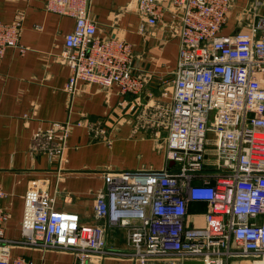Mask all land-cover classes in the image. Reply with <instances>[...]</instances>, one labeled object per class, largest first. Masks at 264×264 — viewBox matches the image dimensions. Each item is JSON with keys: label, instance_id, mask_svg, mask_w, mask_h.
I'll list each match as a JSON object with an SVG mask.
<instances>
[{"label": "built area", "instance_id": "2783aa9c", "mask_svg": "<svg viewBox=\"0 0 264 264\" xmlns=\"http://www.w3.org/2000/svg\"><path fill=\"white\" fill-rule=\"evenodd\" d=\"M231 6L232 0H171L168 6L136 0L150 24L171 11L180 50L175 70L161 79L172 86L164 138L168 164L107 170L97 195L96 217L130 228V249L123 254L134 264H264V15L249 30L226 35L222 29ZM48 7L76 19L61 55L70 67L71 96L81 81L116 86L123 95L144 92L148 81L137 73L133 44L99 34L89 0H48ZM21 28L20 19L0 20V57L9 47L25 50ZM128 104L136 107L120 101L122 107ZM53 126L58 134L52 128L42 135L58 139L54 157L60 162L70 126ZM5 194L0 184V198ZM191 202L207 205L202 225L187 222ZM3 218L0 209V222ZM21 231L20 242L70 250L82 263L114 253L106 247L103 225L57 209L54 197L39 186L25 194ZM10 244L0 228V264H37L13 257Z\"/></svg>", "mask_w": 264, "mask_h": 264}, {"label": "crops", "instance_id": "0c3cea01", "mask_svg": "<svg viewBox=\"0 0 264 264\" xmlns=\"http://www.w3.org/2000/svg\"><path fill=\"white\" fill-rule=\"evenodd\" d=\"M159 1L168 6L171 0ZM263 15L264 0H232L222 33L247 31ZM89 17L99 34L133 44L137 73L148 81L138 97L85 81L71 96L66 90L70 67L61 55L75 17L50 9L48 0H0V20H21L25 47H9L0 57V184L6 193L0 198V228L13 257L23 255L37 264H134L123 254L130 249V228L111 224L108 216L96 217L98 192L105 188L107 170H153L168 164L164 138L172 86L161 79L177 65V20L168 9L161 21L150 24L136 0H89ZM124 99L136 107L120 106ZM150 99L154 106L147 105ZM56 122L70 126L60 162L54 157L58 139L42 135ZM35 186L54 197L57 209L103 225L106 247L114 253L82 263L70 250L20 242L25 194ZM206 210L205 203L191 202L187 222L202 225ZM235 263L239 261L230 264Z\"/></svg>", "mask_w": 264, "mask_h": 264}, {"label": "rangeland", "instance_id": "374dc122", "mask_svg": "<svg viewBox=\"0 0 264 264\" xmlns=\"http://www.w3.org/2000/svg\"><path fill=\"white\" fill-rule=\"evenodd\" d=\"M211 147H212V144H211ZM208 151H209V157H211V154L213 153V149L212 148H209Z\"/></svg>", "mask_w": 264, "mask_h": 264}, {"label": "water", "instance_id": "95a60500", "mask_svg": "<svg viewBox=\"0 0 264 264\" xmlns=\"http://www.w3.org/2000/svg\"><path fill=\"white\" fill-rule=\"evenodd\" d=\"M171 164H173V162Z\"/></svg>", "mask_w": 264, "mask_h": 264}]
</instances>
